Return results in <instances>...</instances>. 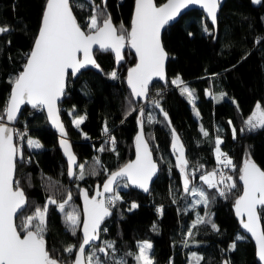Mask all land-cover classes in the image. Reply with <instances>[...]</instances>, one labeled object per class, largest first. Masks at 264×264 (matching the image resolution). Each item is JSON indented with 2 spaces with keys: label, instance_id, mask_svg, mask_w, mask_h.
Wrapping results in <instances>:
<instances>
[{
  "label": "trees",
  "instance_id": "obj_1",
  "mask_svg": "<svg viewBox=\"0 0 264 264\" xmlns=\"http://www.w3.org/2000/svg\"><path fill=\"white\" fill-rule=\"evenodd\" d=\"M163 1L155 0L157 4ZM45 2L0 0V27L9 29L0 33V110L9 96L10 79L22 70L32 47ZM76 3L84 5L83 9L74 7L73 11L85 31L87 20L97 6L102 13L101 23L111 16L117 28L121 24L130 27L134 0H93L92 4L76 0ZM205 27L209 32L204 31ZM162 43L168 53L167 80L165 83L154 81L143 101L135 102L124 82L127 68L135 61L129 49L123 51L119 63L111 52L95 51L99 68H87L76 77L69 75L59 112L77 155V165L86 163L83 180L68 177L67 163L58 148V135L49 127L43 110L23 106L14 128L26 132L23 138L15 136V143L22 148L24 156L22 162L17 161L15 173L28 200L24 215L42 207L49 196L59 203L71 193L72 199L66 210L69 211L68 206L77 208L82 220L80 189L91 193L108 174L132 158L139 108L146 106L145 116L153 113L158 121L145 123L144 133L146 139L151 137L149 144L160 167L159 173L147 194L129 186L118 188L122 200L116 203L111 209L112 215L102 224L107 232L101 233V240L115 241L120 255L138 252V242L150 240L151 255L162 259L164 264H189L192 253L203 257L200 264H260L253 242L240 230L234 203L241 192L239 169L244 161L253 159L264 170V128L249 131L244 124L258 102L264 108V0L259 6H253L250 0H224L216 29L200 10H188L165 28ZM111 71L117 72V79L110 78ZM177 76L194 90L199 116L192 113L187 94L182 95L180 88L171 84ZM206 90L211 95H206ZM222 93L224 96L220 98ZM152 100H159L168 120L150 103ZM132 109L136 111L126 116ZM81 115L86 119L77 128L73 125V117ZM105 123L110 135L103 133ZM201 128L208 132L207 137ZM233 128L236 129L235 138ZM173 129L184 146L190 185L199 184L216 196L207 207L202 204L194 208L188 206L192 195L185 193L180 171L175 166ZM30 137L36 138L43 147L29 149L26 141ZM110 137H115V151ZM217 137L223 141L221 151L235 165L234 169L228 168L226 174L233 177L237 187L224 197L215 189H208L200 179L205 171L217 165ZM102 145L105 151H98ZM94 157H99L103 168L96 166L99 174L89 175L87 169L94 165ZM75 173H79L77 166ZM132 203L138 207L131 209ZM198 211L206 219L210 217L219 231H214L211 223H204L192 228L189 236ZM46 220L47 249L56 258L66 262L72 260L81 241L80 225L77 234L72 235L66 227L64 213L55 204L49 205ZM261 224L264 230V218ZM238 235L244 238L237 240ZM234 241L236 247L230 251L229 245ZM69 245L75 246L72 254L64 251ZM128 264H135V261L128 257Z\"/></svg>",
  "mask_w": 264,
  "mask_h": 264
},
{
  "label": "snow or ice",
  "instance_id": "obj_2",
  "mask_svg": "<svg viewBox=\"0 0 264 264\" xmlns=\"http://www.w3.org/2000/svg\"><path fill=\"white\" fill-rule=\"evenodd\" d=\"M254 2L260 3L261 0H254ZM219 3L220 0H167L163 6L157 7L153 0H135L130 29L123 24L119 28L115 27L111 16L104 18L101 23L102 13L97 6L93 8V15L89 18L87 31H85L77 22L73 11L74 7L83 9V4L76 3V0H46L42 22L33 47L27 55L22 71L10 79L11 93L3 109L0 110V264H128V257H131L135 264H155L150 254L153 246L147 241L138 242V252L129 251L120 255L115 241L101 240V233L107 232V228H103L102 223L112 215L111 209L116 206V203L122 200L118 188L121 186L127 188L132 185L144 192H149V182L157 171V164L153 161L149 144L151 137L146 139L144 124L158 121L153 113L145 116L146 106L139 108L137 117L140 130L135 137V160L123 164L117 171L108 174L103 190L98 188L95 195L89 196L88 191L80 189V195L84 201L82 220L80 212L76 209L66 210V205L72 199L71 193L68 194L67 199L59 203L53 196H49L42 207L38 206L32 214L24 215L28 200L20 186V181L15 179L17 161L22 162L24 156L22 148L14 143L13 138L14 136L23 138L26 132L21 133L9 124L18 120L21 105L29 104L34 109L46 107L48 119L61 134L60 144L68 160V177L83 180L86 175V163L77 165V158L72 152L71 145L64 138L66 133L57 108V103L64 93L66 77L76 76L88 66L99 68L93 56L94 46H98L101 51L113 52L117 63L123 59V49L130 46L135 50L137 63L128 70L127 84L133 98H147L153 78L165 80L167 53L161 44V30L176 18L181 10L190 5H199L215 25ZM7 31H9L8 28L0 27V33ZM204 31L207 33L209 29L205 27ZM109 75L111 79L118 78L116 71ZM171 84L179 87L182 95L187 94L189 103H194V90L185 85L179 76L173 79ZM157 95L159 96L160 93ZM206 95L211 93L206 90ZM223 96L222 93L220 98ZM212 98L218 99L214 96ZM150 103L155 108H159L164 119L168 120V114L160 107L159 100H152ZM132 111L136 109L126 113V116L131 115ZM196 115L199 116V113L196 112ZM85 119L86 117L81 115L73 119V125L79 128ZM231 123L229 121V124ZM244 124L249 131L264 128V108L259 102ZM169 127H171L170 121ZM201 132L205 137L208 136V132L203 128ZM103 133L110 135L106 123ZM235 136L236 129L233 128V138ZM110 140L112 150L115 151V137H110ZM26 142L29 149L43 147L39 141L31 138H28ZM222 143L223 141L217 137L215 155L219 168L201 175L200 179L208 189H215L219 196L224 197L227 192L235 189L237 184L231 175L223 171L228 168L234 169L235 165L228 155L221 151ZM172 150L176 156L175 166L180 171L185 193L198 197L193 203V208L201 204L207 207L216 199V196L201 187L194 185L190 187L191 181L187 174L188 160L175 129L172 130ZM98 151H105V147L102 145ZM93 161L94 165L87 169V174L98 175L96 166L100 168L103 166L100 164L99 157H94ZM74 166L79 168L78 174L73 171ZM103 171L108 170L103 169ZM239 172L243 193L235 200V213L241 218L242 227L255 238L258 259L261 264H264V230L261 229V219L264 218V170H261L249 158L245 160ZM218 173L219 179L216 178ZM53 204L64 213L66 227L72 235L77 234V228L82 223V242L75 251L74 260L66 262L56 258L46 247V217L49 205ZM136 207L138 205L132 203L131 209ZM204 223H211L212 229L219 231L210 217L206 219L205 216L198 214L188 235L191 236L192 228ZM153 230H156L155 225ZM243 238L238 235L236 239ZM97 241H100L99 244L96 243ZM184 244L187 247V241ZM235 247L234 241L229 245V250H234ZM74 248V245H69L64 251L72 254ZM202 259L203 257L192 253L189 264H200Z\"/></svg>",
  "mask_w": 264,
  "mask_h": 264
},
{
  "label": "water",
  "instance_id": "obj_3",
  "mask_svg": "<svg viewBox=\"0 0 264 264\" xmlns=\"http://www.w3.org/2000/svg\"><path fill=\"white\" fill-rule=\"evenodd\" d=\"M85 1H87V2H89V3H93V0H85ZM102 1H105V0H102ZM262 1V0H261ZM153 2H154V4L157 6V7H160V6H163V4H165L166 2H167V0H164L163 2H161V3H159V4H157L156 2H155V0H153ZM250 2H251V4L253 5V6H259L260 5V3H255L254 2V0H250ZM223 3H224V0H220V3H219V7H218V12H217V17H218V13H219V11H220V9H221V7H222V5H223ZM45 6H46V2H45V5H44V8H43V12H44V10H45ZM134 9H135V0H134V5H133V10H132V14H131V21H132V17H133V14H134ZM191 9H198V10H200L203 14H204V16L207 18V20H208V22L214 27V29H216V26H217V22H216V24L215 25H213L212 24V22H211V19L210 18H208L207 17V15H206V13L203 11V9L199 6V5H190V6H188L187 8H185V9H183V10H181V13L176 17V18H174L169 24H167V25H165V27L161 30V44H162V46H163V43H162V33H163V31L165 30V28L168 26V25H170V24H172V23H174L175 21H177L178 19H179V17L183 14V13H185L186 11H188V10H191ZM43 12H42V16H41V20H40V24H39V28H40V25H41V22H42V17H43ZM75 15V14H74ZM131 21H130V27H131ZM78 22V21H77ZM112 23H113V25L115 26V24H114V22L112 21ZM116 27V26H115ZM130 27H129V29H130ZM39 28H38V31H39ZM82 30H84L83 28H82ZM38 31H37V33H36V35L38 34ZM35 38H36V36H35ZM35 40V39H34ZM33 43H34V41H33ZM32 47H33V44H32ZM32 47H31V49H32ZM164 47V46H163ZM31 49H30V51H31ZM94 49H95V51H99V52H105V51H101V50H99L98 49V46H94ZM126 49H129L132 53H133V55H134V57H135V61H134V63L130 66V67H128L127 68V70H126V72H125V77H124V82H125V84H126V87H127V89L129 90V92H130V94H131V90H130V88L128 87V84H127V75H128V70L130 69V68H132V67H134L135 66V64L137 63V57H136V54H135V50L134 49H132L130 46H128V47H125L124 49H123V51L124 50H126ZM165 49V48H164ZM30 51H29V53H30ZM94 51V52H95ZM107 52H111V51H107ZM165 52L167 53V51L165 50ZM28 53V54H29ZM113 55H114V57H115V54L113 53V52H111ZM93 56H94V53H93ZM81 58H82V54H81ZM27 59V58H26ZM94 59H95V56H94ZM116 59V58H115ZM167 59H168V53H167V58H166V60H165V80H160L158 77H154L153 78V80L150 82V85H149V87L152 85V83L154 82V81H158V82H161V83H165L166 82V80H167V77H166V63H167ZM25 63H26V61H25ZM90 67H92V66H88V67H86L85 69H87V68H90ZM85 69H82V70H85ZM81 70V71H82ZM22 71V70H21ZM80 71V72H81ZM79 72V73H80ZM78 73V74H79ZM77 74V75H78ZM76 75V76H77ZM71 76V75H70ZM76 76H71V77H76ZM69 77V76H68ZM68 77H66V81H65V87H64V93H65V91H66V88H67V80H68ZM11 89H12V86H11ZM11 89H10V92H9V95H10V93H11ZM64 93L62 94V96L60 97V99H59V101H58V103H57V108H58V110H59V103L63 100V98H64ZM131 97H132V95H131ZM8 98H9V96H8ZM133 98V97H132ZM146 98H139V99H136V98H133V100L135 101V102H138L139 100L140 101H143V100H145ZM24 105H28L29 107H32L31 105H29V104H24ZM24 105H21V109H20V112H19V114H18V118L20 117V114H21V111H22V108H23V106ZM40 109H42L43 110V112H44V114H45V117H46V120H47V123H48V125H49V127L58 135V138H57V143H58V148H59V150L61 151V154H62V156L64 157V159H65V161H66V163H67V168H68V160H67V157L64 155V151H63V148L61 147V144H60V140H61V134H60V132H59V130L55 127V126H53V124L51 123V121L48 119V113H47V108L46 107H41ZM59 116H60V121H61V123L64 125V129H65V133H66V136L64 137L65 139H67V141L69 142V144L71 145V148H72V152H73V154L76 156V158H77V155L75 154V152H74V150H73V147H72V143H71V140L68 138V131H67V129H66V126H65V124H64V121L62 120V118H61V115H60V112H59ZM5 122H7L6 121V117H5ZM15 123H16V121L15 122H13V123H11V124H9V126L10 127H14V125H15ZM140 129H139V126L137 127V131H136V134H135V137H136V135H137V133H138V131H139ZM135 137H134V141H133V156H132V158H130L128 161H126L125 163H127V162H129V161H132V160H135V158H136V149H135ZM13 141H14V143H15V136H14V138H13ZM151 149V148H150ZM153 154V153H152ZM247 159H249V158H247ZM254 163H256L253 159H251ZM153 161L157 164V171H156V173H155V175L153 176V178H152V180L149 182V190H150V188H151V185H152V183H153V181L155 180V178L157 177V175H158V173H159V169H160V167H159V165H158V162L156 161V159L154 158V156H153ZM245 162V161H244ZM77 163H78V158H77ZM124 163V164H125ZM244 164V163H243ZM257 164V166L258 167H260L259 165H258V163H256ZM123 165V164H122ZM121 165V166H122ZM120 166V167H121ZM243 166V165H242ZM120 167H118L117 169H115L114 171H117ZM75 168H76V166H74V169H73V171L75 172ZM261 168V167H260ZM261 170H263L262 168H261ZM113 172V171H112ZM108 177V176H107ZM107 177L102 181V183H100V184H98V185H96L94 188H93V190H92V192L91 193H89V196H92V195H95V193H96V191H97V189L99 188V190H103V184H104V182H105V180L107 179ZM180 177H181V174H180ZM240 181V180H239ZM181 182H182V184H183V181H182V178H181ZM240 184H241V192H240V194H239V196L243 193V184H242V182L240 181ZM129 187L130 188H132V189H135V190H137V191H140L141 193H143V194H147L148 192H144L142 189H140V188H138V187H135V186H132V185H129ZM238 196V197H239ZM237 197V198H238ZM79 198H80V205H81V212H82V214H83V208H84V201H83V197L79 194ZM235 204V203H234ZM234 211H235V207H234ZM111 212H112V210H111ZM236 214V213H235ZM111 216V215H110ZM109 216V217H110ZM109 217H107V218H109ZM83 218V217H82ZM106 218V219H107ZM105 219V220H106ZM246 219V218H245ZM238 220H239V224H240V230L253 242V244H254V247H255V256H256V259L258 260V262L261 264V262L259 261V259H258V256H257V244H256V240H255V238H253L252 236H251V234L250 233H248L243 227H242V224H241V218L240 217H238ZM104 223V222H103ZM102 223V224H103ZM261 229H262V224H261ZM263 230V229H262ZM80 233H81V241H80V243L82 242V236H83V233H82V223L80 224ZM99 241H97L96 243H98ZM79 243V244H80ZM78 247H79V245H78ZM78 247L76 248V250L78 249ZM75 250V251H76ZM75 259V253H74V257H73V259L72 260H74ZM223 264H227L226 262H223Z\"/></svg>",
  "mask_w": 264,
  "mask_h": 264
},
{
  "label": "rangeland",
  "instance_id": "obj_4",
  "mask_svg": "<svg viewBox=\"0 0 264 264\" xmlns=\"http://www.w3.org/2000/svg\"><path fill=\"white\" fill-rule=\"evenodd\" d=\"M90 18V17H89ZM87 23H89V19L87 20ZM113 71H111L110 73H112ZM176 78V77H175ZM174 78V79H175ZM188 99H189V97H188ZM196 100V98L194 97V101ZM191 104V106H192V113L195 115V116H197L196 115V112H198L197 111V108H196V106H195V103H190ZM194 108H195V111H194ZM255 110V107L253 108V110H252V112ZM252 112L248 115V117L252 114ZM79 116H75V117H73V119H75V118H78ZM247 117V118H248ZM247 120V119H246ZM31 139H34V140H37L36 138H33V137H30ZM38 141V140H37ZM213 171V169H209V170H207V171H205L202 175H204V174H206V173H208V172H212ZM217 178V177H216ZM218 179V178H217ZM196 186V187H201L199 184H192V185H190V187L191 186ZM202 188V187H201ZM192 195V194H191ZM192 198H191V202L188 204V206L189 207H193V203H194V201H195V199H198V197H194L193 195L191 196ZM197 206V205H196ZM69 207V211H72L73 210V208L72 207H70V206H68ZM77 209V208H76ZM201 215L202 216V213L201 212H199L198 211V213L196 212V214H195V216H194V220H196V218H197V215ZM17 223H19V221H17ZM167 225H168V223H167ZM144 241H147V242H149V243H151L152 244V242L150 241V240H141V241H139V242H144ZM151 254V253H150ZM153 259H154V262H155V264H164L163 263V261H162V259H159V258H157V257H153Z\"/></svg>",
  "mask_w": 264,
  "mask_h": 264
},
{
  "label": "built area",
  "instance_id": "obj_5",
  "mask_svg": "<svg viewBox=\"0 0 264 264\" xmlns=\"http://www.w3.org/2000/svg\"><path fill=\"white\" fill-rule=\"evenodd\" d=\"M218 168H219V166L216 165V166L214 167L213 171H214V170H217ZM223 171L226 173L227 169H223ZM217 178H219V173L217 174Z\"/></svg>",
  "mask_w": 264,
  "mask_h": 264
}]
</instances>
